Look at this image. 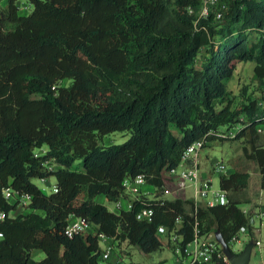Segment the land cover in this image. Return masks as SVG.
<instances>
[{
    "label": "trees",
    "instance_id": "16d2710c",
    "mask_svg": "<svg viewBox=\"0 0 264 264\" xmlns=\"http://www.w3.org/2000/svg\"><path fill=\"white\" fill-rule=\"evenodd\" d=\"M1 1L0 264H99L100 232L151 252L162 245L157 227L172 226L179 214L184 241L191 239L189 198L140 195L113 211L95 197L128 198L122 181L140 172L159 196L162 170L241 114L248 119L233 137L243 138L244 156L264 174V134L256 128L264 93L235 102L227 89L239 61L253 60L264 84V0H218L206 16L202 0H27L29 12L18 0ZM114 130L130 134L99 144ZM77 158L81 168H70ZM50 175L57 190L45 193L33 178ZM248 179L237 168L220 174L229 201L198 207L201 230L218 229L227 241L245 222L239 204L248 201ZM7 186L30 195L26 212L10 214L19 202L3 195ZM142 206L153 207L152 220L136 218ZM70 213L91 228L67 236ZM34 249L44 256L34 259Z\"/></svg>",
    "mask_w": 264,
    "mask_h": 264
},
{
    "label": "built area",
    "instance_id": "2783aa9c",
    "mask_svg": "<svg viewBox=\"0 0 264 264\" xmlns=\"http://www.w3.org/2000/svg\"><path fill=\"white\" fill-rule=\"evenodd\" d=\"M218 0H202L199 7V15L206 16L210 8ZM222 4L221 7H223ZM192 10V9H191ZM215 16H221V10H215ZM259 104L264 106L263 101ZM257 131L264 133V123L259 122L256 126ZM217 135L220 137L234 136V131L218 130ZM207 139L205 136L196 138L189 143L182 151L179 162L169 168L162 170V187L163 190L158 196L155 193V186L148 183L143 172L137 173L133 176H127L122 183L125 191L131 195L126 206L129 209L132 205V199L139 197L141 194L151 198H164V193L169 191L166 182H178L180 186L188 185L192 190V195L188 197L193 204L190 214L193 216L191 239L184 241L183 231V217L179 214L175 217L172 226L159 225L157 231L166 234L167 242L170 245L172 252L175 255L176 264H231L229 258L223 251L221 243L216 239L214 231L201 230V223L197 217L199 206H213L216 204H226L229 201L228 191L222 188L219 184V177L221 173H226L227 169L222 161H216L210 168L202 165L200 156V149L205 145ZM46 151L45 148H36L34 155H40ZM46 162V161H45ZM55 164H49V168H53ZM218 176V184L214 183V176ZM45 179V178H41ZM146 187V189H145ZM259 194L256 201H245L248 206L241 208L245 215V222L240 224L236 230L231 234L227 240V244L233 253H239L244 248L248 241H253L252 250L254 248H261L264 246V203L261 200V192L264 190V174L261 176L259 185ZM53 190H57V185L53 184ZM3 195L7 198H16L18 202L28 203L30 195L21 193L10 187L2 189ZM107 199V198H106ZM116 207H121L122 198L114 201ZM6 213L0 210V217L4 218ZM154 215V209L151 206H142L137 210L135 216L137 219L150 221ZM0 218V219H2ZM67 223L64 227V233L67 236H73L79 232H85L91 228L89 220L86 218L70 213L67 218ZM1 235V233H0ZM99 240H108L109 238L104 233L98 234ZM115 242L108 241L102 250L100 263L108 264L106 262L109 257ZM251 250V252H252ZM114 264V263H111ZM264 264V262L262 263Z\"/></svg>",
    "mask_w": 264,
    "mask_h": 264
},
{
    "label": "rangeland",
    "instance_id": "374dc122",
    "mask_svg": "<svg viewBox=\"0 0 264 264\" xmlns=\"http://www.w3.org/2000/svg\"><path fill=\"white\" fill-rule=\"evenodd\" d=\"M21 3L20 12H29L32 9V4L27 0H18ZM1 4H4V0L1 1ZM204 51L202 50L197 58L196 65L199 66L200 60L202 58ZM253 60L239 61L237 62L232 76L227 82V89L229 90L230 95L234 97V101H240L244 99L245 94L251 93L256 96H260L264 93V84H261L259 80L253 75ZM68 82V79H63L62 83L65 84ZM245 88V91L243 90ZM248 119V116L241 114L239 118ZM238 120L231 127L226 125L220 126L221 130L225 131H234L236 132L243 124L241 120ZM130 132L128 130H114L109 133L104 134L99 140V144L108 145L112 143H121L126 138H128ZM264 134V133H263ZM246 145L243 138H234L233 136L226 137H216L210 139L206 144L200 149V156L202 165L206 168H210L216 161H222L227 171H231L234 168L240 170L249 171V179L247 186L243 189V199L248 198V201L259 200L257 198L259 194V185L261 175L257 169L256 163L253 159L246 158L243 153V146ZM42 148L46 149V145H43ZM70 168H81L80 159H75ZM214 176V183L218 184V176ZM33 181L45 192L50 193L53 190V184L55 183V177L50 175L45 179L33 178ZM166 186L169 188V191L164 193L166 198H188L192 195V190L190 186H180L178 182H166ZM146 189V187H145ZM143 197H147L146 194H141ZM131 195L128 198H132ZM127 198V199H128ZM148 198V197H147ZM146 198V199H147ZM95 199L103 202L110 210L116 211L118 207L115 206L114 201L107 200L102 195H97ZM127 199H122L121 207H125L128 204ZM261 200L264 203V190L261 192ZM240 202L239 206L241 208L247 207L248 204ZM28 210L27 204L20 202L17 204L16 208L11 211V215L16 213H23ZM160 238L162 240V245L159 249H156L151 252H143L136 245L128 243L127 240L121 241L119 244H114L112 249V255L116 253L121 257L120 262L116 264H128L130 262H139L141 264H176L175 255L172 252L170 245L167 242L166 234L160 233ZM102 248L105 247V242L103 239L99 241ZM31 255L34 259H40L44 256V252L40 249H34L31 252ZM119 257V258H120ZM264 262V246L259 248H254L251 252L249 264H262Z\"/></svg>",
    "mask_w": 264,
    "mask_h": 264
},
{
    "label": "water",
    "instance_id": "95a60500",
    "mask_svg": "<svg viewBox=\"0 0 264 264\" xmlns=\"http://www.w3.org/2000/svg\"><path fill=\"white\" fill-rule=\"evenodd\" d=\"M216 239L221 243L223 247V251L229 258V261L231 264H249V259L251 255V250L253 246V241H248L244 248L239 253H233L228 244L227 241L223 238L221 232L218 229H215L214 231Z\"/></svg>",
    "mask_w": 264,
    "mask_h": 264
},
{
    "label": "crops",
    "instance_id": "0c3cea01",
    "mask_svg": "<svg viewBox=\"0 0 264 264\" xmlns=\"http://www.w3.org/2000/svg\"><path fill=\"white\" fill-rule=\"evenodd\" d=\"M106 198V197H105ZM123 199V198H122ZM125 199V198H124ZM127 199V198H126ZM127 200H129V198L127 199ZM99 201V200H98ZM123 208H125V207H123ZM10 214H11V212H10ZM100 241V240H99ZM108 241H111L110 239H108V240H104V242H105V244H106V242H108ZM100 244V243H99ZM102 248V247H101ZM103 249V248H102ZM113 253L111 252L110 253V255H109V257L107 258V260H106V262L108 263V264H111V263H114V264H116V262H120V260H121V257L119 256V254L117 255L116 253L114 254V256L112 255ZM120 257V258H119Z\"/></svg>",
    "mask_w": 264,
    "mask_h": 264
},
{
    "label": "clouds",
    "instance_id": "9594fccd",
    "mask_svg": "<svg viewBox=\"0 0 264 264\" xmlns=\"http://www.w3.org/2000/svg\"><path fill=\"white\" fill-rule=\"evenodd\" d=\"M0 218H2V217H0Z\"/></svg>",
    "mask_w": 264,
    "mask_h": 264
}]
</instances>
